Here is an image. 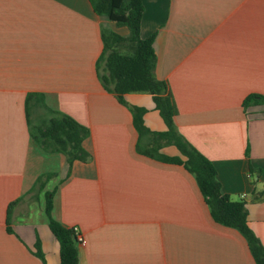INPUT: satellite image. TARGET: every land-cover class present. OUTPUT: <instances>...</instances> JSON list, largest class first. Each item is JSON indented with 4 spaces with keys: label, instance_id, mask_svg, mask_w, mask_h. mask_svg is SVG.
I'll use <instances>...</instances> for the list:
<instances>
[{
    "label": "crops",
    "instance_id": "obj_1",
    "mask_svg": "<svg viewBox=\"0 0 264 264\" xmlns=\"http://www.w3.org/2000/svg\"><path fill=\"white\" fill-rule=\"evenodd\" d=\"M142 2L141 37H154L179 132L212 161L221 192L246 202L264 244V105H243L264 95V0ZM104 29L130 33L90 0H0V264L60 262L47 191L53 217L86 238L79 264H257L244 235L214 220L193 173L137 150L131 106L146 109L150 130L167 126L150 93L122 104L103 86ZM31 93L89 128L88 161L69 166L34 140ZM161 152L185 159L172 144ZM46 172L54 176L34 198Z\"/></svg>",
    "mask_w": 264,
    "mask_h": 264
},
{
    "label": "trees",
    "instance_id": "obj_2",
    "mask_svg": "<svg viewBox=\"0 0 264 264\" xmlns=\"http://www.w3.org/2000/svg\"><path fill=\"white\" fill-rule=\"evenodd\" d=\"M90 2L97 14L105 15L118 26H126L130 30L128 36L109 29L102 31L104 49L97 67L103 86L113 92L122 104H127L125 99L127 93H150L167 126L165 131L150 130L144 124L146 109L131 106L134 125L139 134L137 150L163 162L182 164L193 173L214 220L239 230L247 239L256 263L264 264V244L249 225L246 202L231 200L221 192L212 161L178 130L176 124L178 109L172 92L168 83L158 79L155 74L157 56L154 37L146 39L141 37V20L144 12L142 0H90ZM243 105L246 109L264 105V95L249 94ZM26 116L32 137L45 151L65 154L69 166L76 160L86 162L90 159V153L83 146L84 140L90 134L89 128L69 114L49 108L42 95L37 93L27 95ZM166 144L175 145L185 159L161 152ZM53 176L54 173L46 172L37 178L32 189L34 198L45 189ZM53 197L54 191L46 192L49 227L60 243L58 264H79L75 232L73 228L66 227L53 217ZM10 221L11 218L8 217V223ZM8 230L13 231L11 227ZM39 255L43 258L42 254Z\"/></svg>",
    "mask_w": 264,
    "mask_h": 264
},
{
    "label": "built area",
    "instance_id": "obj_3",
    "mask_svg": "<svg viewBox=\"0 0 264 264\" xmlns=\"http://www.w3.org/2000/svg\"><path fill=\"white\" fill-rule=\"evenodd\" d=\"M245 195H242V198H244ZM73 230L75 232L76 235V240H77V244L78 246H84L86 245V238L84 237V235L81 233L80 229L78 227H73Z\"/></svg>",
    "mask_w": 264,
    "mask_h": 264
}]
</instances>
